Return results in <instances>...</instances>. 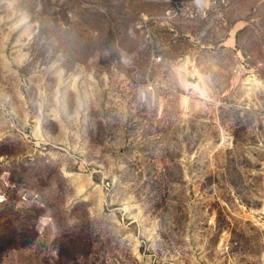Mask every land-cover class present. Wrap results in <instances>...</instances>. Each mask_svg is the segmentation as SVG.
<instances>
[{
	"label": "rangeland",
	"instance_id": "1",
	"mask_svg": "<svg viewBox=\"0 0 264 264\" xmlns=\"http://www.w3.org/2000/svg\"><path fill=\"white\" fill-rule=\"evenodd\" d=\"M0 264H264V0H0Z\"/></svg>",
	"mask_w": 264,
	"mask_h": 264
}]
</instances>
